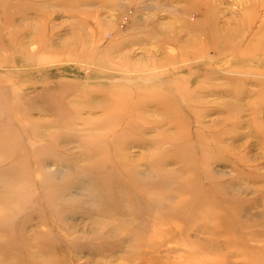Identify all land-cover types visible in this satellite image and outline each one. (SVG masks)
<instances>
[{
    "label": "rangeland",
    "instance_id": "rangeland-1",
    "mask_svg": "<svg viewBox=\"0 0 264 264\" xmlns=\"http://www.w3.org/2000/svg\"><path fill=\"white\" fill-rule=\"evenodd\" d=\"M7 2L0 264H264V0Z\"/></svg>",
    "mask_w": 264,
    "mask_h": 264
},
{
    "label": "bare ground",
    "instance_id": "bare-ground-1",
    "mask_svg": "<svg viewBox=\"0 0 264 264\" xmlns=\"http://www.w3.org/2000/svg\"><path fill=\"white\" fill-rule=\"evenodd\" d=\"M12 11H13L12 4L8 3L7 0H0V19L5 18L3 20L7 21L6 23L8 24L10 17L12 15ZM207 32H208L207 29L200 31L202 36L205 35ZM208 33H210V32H208ZM226 33L229 34V37L227 38V36L224 35L222 38V36H218V35H221L218 32H215V31L212 32L211 31V34L214 35V38L212 39V41H213L212 50L215 48V44L219 43V40H222L223 41V47H226V50L222 51V53H224L225 55H233L234 54L233 58L231 60H229L228 63L229 64H235V62H240V60H238V59H240L244 55L243 52H236L237 48L239 47V42L241 39H239V38L237 40H235V39L237 38L238 35H241V29H239V28L232 29ZM215 38H216V41H215ZM216 48H217V45H216ZM217 53H219V52H217ZM222 53H220V54L222 55Z\"/></svg>",
    "mask_w": 264,
    "mask_h": 264
}]
</instances>
